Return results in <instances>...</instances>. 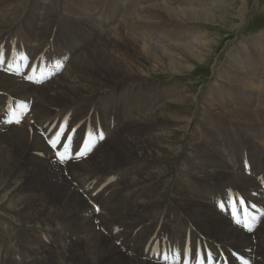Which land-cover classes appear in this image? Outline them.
Here are the masks:
<instances>
[{
	"label": "bare ground",
	"instance_id": "6f19581e",
	"mask_svg": "<svg viewBox=\"0 0 264 264\" xmlns=\"http://www.w3.org/2000/svg\"><path fill=\"white\" fill-rule=\"evenodd\" d=\"M141 1L0 0V45L24 48L33 60L66 61L52 48L61 40L74 50L77 30L73 63L45 85L0 71V251L2 244L22 246L23 264H164L149 256L154 245L159 241L182 252L190 238L215 254L231 258L234 251L264 264V217L249 234L218 207L234 190L264 208L258 182L264 145L246 155L238 137L235 151L226 147L221 128L192 134L203 110L196 119L184 115L188 97L180 88L163 90L164 83L128 92L129 83L146 76L147 66L176 75L188 71L198 39L174 24L210 23L216 15L201 0ZM111 5L119 20L108 27ZM257 39L264 51V34ZM250 59L231 55L237 64L231 63L232 70L244 66L245 84L235 74L232 85L214 90L216 108L264 142V64L253 70ZM256 84L261 94L252 91ZM10 98L33 103L21 125L4 116ZM64 117L70 128L78 126L80 140L87 124L101 125L105 141L90 158L62 165L54 160L41 134ZM247 161L257 177L246 175ZM8 223L10 236L1 227Z\"/></svg>",
	"mask_w": 264,
	"mask_h": 264
},
{
	"label": "rangeland",
	"instance_id": "374dc122",
	"mask_svg": "<svg viewBox=\"0 0 264 264\" xmlns=\"http://www.w3.org/2000/svg\"><path fill=\"white\" fill-rule=\"evenodd\" d=\"M144 1L145 0H142L140 5L141 3H144ZM145 3L143 6H145ZM157 3L159 4L160 2L157 1ZM201 3L208 6L209 13L214 12V16L216 15L213 22L206 23L202 21H191L186 19L187 21H184L185 23L182 22V24L180 23L179 25L178 23L177 25L174 24V26L179 28L182 27L190 30L196 34L198 39L196 41L194 40L193 42H195L194 46L196 48H200V50L196 48L192 50V54L189 56L190 62H187L189 63L188 71L181 73V75H176L161 68H156L155 70L152 68L154 67L152 65V67L147 66L144 69V74L146 76L129 83L130 88L131 86L132 88H129L130 90H128V92H132L134 90L135 92L136 90L141 91L148 88V86L150 88L151 85H161L164 83V87H161L163 90L167 89V87H172L176 93L177 89L180 88L181 90L185 91L188 97V104H186L184 107L185 110H188V112H185L184 115H189V119H196L199 110H203V119L198 121V125L194 127L192 134L197 135L198 132L205 134V132H208L206 130L207 126H211L213 129L214 127H217L218 129L221 128L225 134L223 136L222 142L226 145V147L231 148V151H235V149H237V145H235V137H238L240 138V141L243 142V146H245V154L249 155V152L252 149H262L264 142H262L260 138H256L250 134L248 131H245V129L243 130L242 126H240L236 120L231 118V116H227L225 113L217 110L216 107L220 98L215 96L216 93H214V90H219L222 87L227 88L228 86L232 85V80L234 79L232 76L235 74L240 81L239 84H242L243 79L245 78L243 69L244 66H242V68H236V70H232L231 55L236 53L239 56L243 55V57H247L250 62V58H252L254 68L253 64L250 65H252L253 70L255 69L256 65L261 66L262 63L264 64V51L263 49H260V51H262L260 52V47L256 46L257 42H260V40L257 38L264 34V0H201ZM126 6L127 4L125 3L123 8L125 9ZM112 10L117 13L116 7L111 5V8L108 12L111 18V20H109L107 23L109 25L108 27L117 25L119 20V14L117 13L116 15H113L110 13ZM242 12H244V16H242ZM97 25L102 27L99 23H97ZM74 30V50L62 43L61 40H56L54 47L52 48L53 53L58 56L61 55L66 60V69L74 61V51L76 48L75 39L77 37V30L75 26ZM25 38L27 41L29 40L26 36ZM199 42H201L203 46H199ZM232 64L237 66V64ZM66 69L63 73L66 72ZM66 75L67 73L63 76L67 77ZM255 75L257 77L259 72H257ZM144 86L147 87L144 88ZM255 86L256 87H254V90L252 89V91L257 93L259 92V94H261L263 91L262 85L256 84ZM222 101H225L227 105L231 104V102L225 98ZM255 116L257 119H260L256 113ZM202 121L204 122L203 124L200 123ZM110 137L111 135L109 136V139L112 141V138ZM245 141L246 144L244 143ZM219 160H227L230 162L234 160V158L230 157V159H225L221 156L219 157ZM246 175L250 177H257L252 172L251 175ZM26 181L29 183V186L33 184V180L30 177H28ZM9 224L10 223L7 225H1V227L4 226L7 229L6 235L8 236L14 233L11 229H8ZM33 236L34 234H32L31 237ZM2 245L4 248L2 251H0V260H2L3 263L23 264L25 260L24 258L27 257L24 250L25 248L22 246Z\"/></svg>",
	"mask_w": 264,
	"mask_h": 264
},
{
	"label": "snow or ice",
	"instance_id": "6c2138e0",
	"mask_svg": "<svg viewBox=\"0 0 264 264\" xmlns=\"http://www.w3.org/2000/svg\"><path fill=\"white\" fill-rule=\"evenodd\" d=\"M3 63H4L3 59L0 58V64H3ZM15 123H19V121L17 120V121H15ZM75 131H76L75 129H72L71 131H69L67 126L61 125L60 128L57 130V132L54 134V137L49 140L50 147H52V149L54 151H56L57 146L60 144V142L62 140L65 143H67V141H70L72 139V136L75 133ZM65 133H67L66 137H65ZM99 138L103 139V136L101 135ZM56 154H57L58 160H60V162L63 163L64 160L60 158L59 152H57ZM81 155H82V153H81ZM244 205H245L244 201L236 200L235 202L230 201L228 203L227 207L229 209H231L232 207H237L240 211V215H243V212L245 211ZM220 207L223 208V207H225V205L222 203L220 205ZM97 210L99 211V209H97ZM240 215L235 217V222L238 224L243 223V226L245 228H247L248 231H252V228L249 227L246 222L241 220ZM253 220H255V218H253ZM164 259L166 261L172 259V260H174L175 264H181V261H182V264H189V254L186 250L182 254L181 253H173L172 257L165 256ZM193 259H195L197 261V264H204V261L200 259L199 250H197V252L193 255ZM206 259L209 262V264H211L213 257L209 255L206 257Z\"/></svg>",
	"mask_w": 264,
	"mask_h": 264
}]
</instances>
